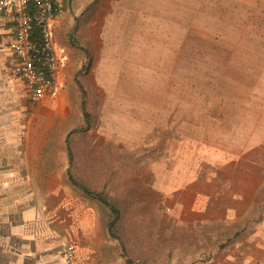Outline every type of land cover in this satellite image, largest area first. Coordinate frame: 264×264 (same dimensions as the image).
<instances>
[{
	"label": "rangeland",
	"instance_id": "1",
	"mask_svg": "<svg viewBox=\"0 0 264 264\" xmlns=\"http://www.w3.org/2000/svg\"><path fill=\"white\" fill-rule=\"evenodd\" d=\"M128 5L120 12L128 15L110 18L96 35L92 60L78 69L89 72L81 81L71 75L60 102L36 104L19 94L8 99V54L0 55V108L8 112V125L18 127L12 136L27 131L36 139L46 132L52 140L47 153L71 155L75 179L118 206L115 233L136 264H170L173 240L161 224L173 217H202V211L192 210L200 194L194 190H206L210 201L235 193V199L224 201L233 209L219 216L236 221L238 244L252 250L255 264H264V62L260 41L241 24L244 0ZM21 86L14 79L12 89L22 91ZM4 116L0 110L1 122ZM64 139L68 146L60 144ZM148 171L176 182L174 195L184 198L186 207L175 213L159 208L161 196L140 184L138 173ZM212 179L222 195L211 192ZM4 180L0 177V220L8 217ZM94 202L108 228L110 210ZM1 231L7 234L6 228ZM253 231L254 244L245 238ZM1 261L8 255L0 253Z\"/></svg>",
	"mask_w": 264,
	"mask_h": 264
},
{
	"label": "crops",
	"instance_id": "2",
	"mask_svg": "<svg viewBox=\"0 0 264 264\" xmlns=\"http://www.w3.org/2000/svg\"><path fill=\"white\" fill-rule=\"evenodd\" d=\"M135 1L139 2L57 1L52 31L60 58L58 85L56 91L43 103H57L66 98L65 90H62L64 83L73 79L81 81L83 74L89 72L88 67V71L86 69L83 74L78 69L86 60H92L96 35L103 33V28L110 18L127 14L120 12L126 11L128 3ZM243 10L241 24L246 34L252 36L253 41H256V38L260 41L258 54L264 62V0H244ZM13 24V12L0 6V55L8 54L9 84L5 94H8V99L16 98L19 94L29 102V93L18 75V61L8 53L9 43L14 37ZM249 53L255 57L256 51L254 53L251 48ZM14 79L23 85L22 91L12 89ZM0 110H5L4 121L0 120V177L5 179L4 187L8 179V217L4 216L0 220V253L7 254L8 261H1L0 264H66L64 247L68 243L76 245L81 264H130L124 245L104 225L99 206L94 199L101 201L85 193L72 182L71 155L47 153L46 147L52 140L46 139V132L40 133L36 139L29 138L27 131H22L21 137H13L11 131L18 127L8 125V112L3 107ZM47 110L44 111L46 115ZM48 129L49 127H46V130ZM66 140L59 142L62 146H68ZM29 146L32 148L29 149ZM180 165H177L179 169L182 168ZM167 166H163L164 170L168 169ZM138 176L140 184L146 186L149 192L161 196L159 208L168 207L175 213L177 209L186 207L184 198L174 195L176 190L173 189L178 187H173L175 185L172 179L167 181L166 177L162 178L156 171H148L143 175L138 173ZM212 181L214 189L211 192L218 191V195H222L215 189L217 180ZM205 191H193L197 195L200 194L195 199L196 204L192 210L202 211L201 218L173 217L162 221L164 224L161 225L166 227L165 236L173 240V245L168 247L172 252L170 264H185L187 260L195 257H211L202 264H255L252 250L238 244L242 239L236 238V221L221 219L219 216L222 210L233 209L229 207V202L224 204V201L226 203V200L235 199V193L229 195L228 199V194L223 193L226 194V199L213 197L210 201L209 197H205ZM229 192L231 194V190ZM105 206L110 210L109 206ZM4 228L7 229V234L1 231ZM257 235L253 231L245 238L254 244L257 243ZM197 237L200 238L199 246ZM223 245V253L219 254Z\"/></svg>",
	"mask_w": 264,
	"mask_h": 264
},
{
	"label": "built area",
	"instance_id": "3",
	"mask_svg": "<svg viewBox=\"0 0 264 264\" xmlns=\"http://www.w3.org/2000/svg\"><path fill=\"white\" fill-rule=\"evenodd\" d=\"M58 0H0V6L13 12V39L8 53L18 61V75L35 103H43L57 89L60 58L52 31ZM39 37H34L33 26ZM66 264H81L74 243L64 247Z\"/></svg>",
	"mask_w": 264,
	"mask_h": 264
},
{
	"label": "trees",
	"instance_id": "4",
	"mask_svg": "<svg viewBox=\"0 0 264 264\" xmlns=\"http://www.w3.org/2000/svg\"><path fill=\"white\" fill-rule=\"evenodd\" d=\"M33 35L34 37H39V30L37 28V26H33ZM87 119H89V117H87ZM71 180L72 182L77 185L78 187H80L85 193L91 195V196H95L96 198H98L103 204L107 205L110 207V211H111V219L108 222V229L110 231V233L117 238V235L115 233V227H116V223L120 218L121 212L120 210L117 208V206H115V204H113L112 200L105 195L104 193L101 192H97L94 191L92 189H90L89 187L83 185L82 183H80L79 181H77L75 179L74 176H71ZM129 263L130 264H136L135 262H133L131 259H129Z\"/></svg>",
	"mask_w": 264,
	"mask_h": 264
}]
</instances>
